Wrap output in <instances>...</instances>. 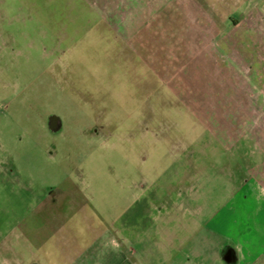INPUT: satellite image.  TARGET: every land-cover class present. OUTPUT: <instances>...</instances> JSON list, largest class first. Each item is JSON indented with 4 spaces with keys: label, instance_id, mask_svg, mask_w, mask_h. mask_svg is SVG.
Returning a JSON list of instances; mask_svg holds the SVG:
<instances>
[{
    "label": "rangeland",
    "instance_id": "rangeland-1",
    "mask_svg": "<svg viewBox=\"0 0 264 264\" xmlns=\"http://www.w3.org/2000/svg\"><path fill=\"white\" fill-rule=\"evenodd\" d=\"M243 136L264 146V0H0V264H223L172 205L236 201ZM256 193L224 234H257Z\"/></svg>",
    "mask_w": 264,
    "mask_h": 264
},
{
    "label": "crops",
    "instance_id": "crops-1",
    "mask_svg": "<svg viewBox=\"0 0 264 264\" xmlns=\"http://www.w3.org/2000/svg\"><path fill=\"white\" fill-rule=\"evenodd\" d=\"M226 138L232 142L235 140H239V138L232 139L228 136H226ZM240 139H246L250 142H253L255 148L260 151L259 153L261 155H264V146L258 144V142L252 139V137L243 136ZM188 158H191V156L189 155ZM262 159V162H256L254 164L257 171L256 169L255 171L251 170V168H249L250 164L245 166V161H243L244 166L241 168L239 164H236V167L233 169L235 175L232 174L229 176L227 175L229 171H227V173L224 170L219 171L221 175L226 174L227 177H229L227 178V180L225 179V186L230 187L231 190H233V194L231 197L237 198V200L233 201L229 206H224L226 204L228 205V202H226L218 211L208 214L207 209H205L206 206H204L203 203L200 204L199 201L193 196V193L192 197H190L189 200H184V202L179 200L178 203H173L172 205V218L175 222L180 221L178 215L181 212L187 213V215L189 216L188 222L192 223L195 226L190 227L194 228L195 231V236H193V238L196 237L197 234L202 233L201 242L203 241L204 243L208 244L212 243L211 239L213 240L214 237L217 238L214 243L216 244L219 253L218 260H221L223 264H255V260L258 255L255 254L257 253L256 244L260 243L259 233L264 232V223L258 221V224H256L257 234L250 232L252 234L249 233L248 236L246 235L247 237L243 236V234H245L243 230V232L240 231V229L237 231V228L238 223L241 224L244 221L243 219L245 215L248 216H246L248 220L254 221L253 218L256 213L260 215V213L262 212L260 209H258V211L247 209L248 212L246 213V208L240 209V204H243L245 197H247V195L250 196L254 192H257L256 198L258 202L264 201V156H262ZM185 165L187 166L184 173L189 175V177L187 178L189 180L187 189H189V191H195L198 188L197 181H199L200 179L197 180L199 177L197 176L196 172H193V174H196V178L194 179L192 171H189V166H192L191 168H193L194 162L186 161ZM204 173H206V171ZM221 186H223L222 182ZM196 192L197 190L195 191V193ZM237 195H241V198L239 200ZM229 220L234 224V227H237L235 232H233V235L230 237L224 234L221 230L224 223H227ZM197 222L203 224L199 225ZM177 229L180 233V227ZM261 229H263V231ZM177 237L180 236L177 235ZM190 243H184L183 245L180 243L175 245L174 253L179 255L185 254L189 256L191 254H194L193 258H189V260L186 259V261H184V263L187 262V264H207L208 262H210L207 258L197 254L198 246L192 247L190 246ZM229 253L234 256L233 263H227L225 261V257Z\"/></svg>",
    "mask_w": 264,
    "mask_h": 264
},
{
    "label": "flooded vegetation",
    "instance_id": "flooded-vegetation-1",
    "mask_svg": "<svg viewBox=\"0 0 264 264\" xmlns=\"http://www.w3.org/2000/svg\"><path fill=\"white\" fill-rule=\"evenodd\" d=\"M53 125L56 126V129H58V128H57L58 120L55 119V118H51V119H50V121H49V126H50V128H51L52 130H56V129H53ZM51 193L54 195L53 192H51ZM50 198H52V199L50 200V201H51V204L56 203V202H55V199H53L52 196H50Z\"/></svg>",
    "mask_w": 264,
    "mask_h": 264
},
{
    "label": "water",
    "instance_id": "water-1",
    "mask_svg": "<svg viewBox=\"0 0 264 264\" xmlns=\"http://www.w3.org/2000/svg\"><path fill=\"white\" fill-rule=\"evenodd\" d=\"M225 261L227 263H233L234 262V256L232 254H227V256L225 257Z\"/></svg>",
    "mask_w": 264,
    "mask_h": 264
}]
</instances>
